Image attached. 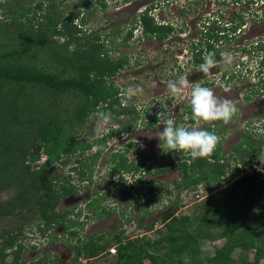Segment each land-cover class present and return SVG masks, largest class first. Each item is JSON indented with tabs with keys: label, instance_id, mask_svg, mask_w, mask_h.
<instances>
[{
	"label": "trees",
	"instance_id": "1",
	"mask_svg": "<svg viewBox=\"0 0 264 264\" xmlns=\"http://www.w3.org/2000/svg\"><path fill=\"white\" fill-rule=\"evenodd\" d=\"M66 1L0 0V220L35 215L42 234L61 225L74 235L78 231L70 229L84 225L83 221L68 216L72 210L57 209L61 200L79 191L78 184L69 176L55 174L57 161L65 157L62 162L65 165L74 157L78 166L71 171L79 180L85 177L91 180V165L106 149L108 139L116 131L110 128L102 138L83 142L74 134L78 127L93 112L108 113L115 120L127 116L133 121L139 114L134 104H122L121 91L111 80L129 64V58L110 57L107 45L97 34L81 36L85 18L94 14L91 7L96 8L98 4L103 10L106 2L71 0L60 9ZM154 5L133 15L132 23L140 21L143 36L163 40L174 28L155 19L151 14ZM238 18V25L225 21L220 14L201 21L200 40L192 49L195 65L201 64L208 52H214L216 60L220 61V52L214 44L234 36L232 32L242 24V15L239 14ZM116 32L120 33L118 28ZM131 34L129 28L122 36L123 42ZM185 112L190 115L191 109ZM150 113L146 111L144 114L143 124L147 127L158 120ZM186 121L192 123V116ZM125 126L117 131L122 132ZM205 130L210 131V128ZM254 135L248 133L234 145L232 154H236L234 158L239 163L256 157L253 162L249 161V166L256 163L257 167L205 197L199 205L200 216H176L175 209L168 211L161 217L166 222V230H159L162 235L153 240L126 238L123 241L120 233L110 239L103 234L86 239L77 237L79 242L73 246V261L81 264L79 259L83 257L87 263L112 246L116 248V257L108 264H145L146 259L150 264H233L234 251L246 254L249 250L253 251V259L245 264H258L264 260V171H257L258 167H264L258 159L264 156V128ZM93 147L96 149L87 157L79 158ZM220 150L219 142L211 156L192 160L188 154V158H181L179 151L163 152L159 148L158 155L149 153L138 163H128L124 151L117 150L109 158L114 163L113 171L120 176L114 185L129 195L131 190L125 174L132 177L137 170H150L144 167L150 156L154 160L170 156L171 161L149 173L180 168V179L172 181L176 189L194 190L211 181L214 184L207 183L205 189L213 190L227 179L225 173L229 162L220 155ZM43 154L46 159L38 164ZM232 170L233 174L240 171L237 166ZM137 180L147 181L142 174ZM156 184L154 180L148 181V193L138 192L130 203L143 200L149 205L158 200L159 196L152 193L162 186ZM165 191L170 193L171 190L166 187ZM98 200L96 197L88 201L87 207L100 208ZM103 212V209L97 211L95 217H101ZM143 228L151 229L152 224ZM21 234V230L2 229L0 264H19ZM219 238L226 241L212 255L203 252L202 243ZM9 255L11 263H7ZM183 256L187 257V262ZM32 264L46 262L39 258Z\"/></svg>",
	"mask_w": 264,
	"mask_h": 264
},
{
	"label": "rangeland",
	"instance_id": "2",
	"mask_svg": "<svg viewBox=\"0 0 264 264\" xmlns=\"http://www.w3.org/2000/svg\"><path fill=\"white\" fill-rule=\"evenodd\" d=\"M104 1L106 2V8L103 10L99 8L98 4H96V8L91 7L94 14L85 18L87 20L81 25V29L84 30L81 36L86 37L91 33L97 34L100 40L107 45L106 49L110 57L127 56L129 58V64L119 70L111 80H113L115 86L119 87L120 91L127 89L129 86H139L143 89L141 93L130 98L125 97L126 104H134L139 114L133 121L131 117L127 116H121L115 120L106 113L110 116V122L105 128V133L110 128H115L116 131L115 135L108 139L105 151L91 165L90 168L93 170L91 180L87 177L79 180L78 175L71 171V168L74 166L77 168L78 166L74 157L65 165L62 163L65 157L57 161L55 174L69 176L72 182L79 186V191L76 194L65 197L57 205L58 210H72L68 216L74 220L84 222L82 228H80L81 225H75L70 229L78 231V233L70 235V231H66L61 225H55L42 234L39 231L35 215L0 220V233L3 228L21 230L22 232L19 264H32L39 258H43L46 264H79L73 261V246L79 242L77 237L86 239L89 236L103 234L105 238L110 239L115 233H120L123 241L135 238L142 240L157 239L162 235L159 230L162 232L166 230V222L161 220L162 215L175 209L176 216H200L199 205L205 197L213 191L223 188L240 174L250 173L254 168L253 165L249 166V161L253 162L256 157L246 159L245 163H239L235 160L236 154H232V149L248 133L254 135L264 128V63H262L264 50L259 51L255 45L260 39H264V23L262 24L260 21L257 22V26L252 27L246 23L242 31L233 36L231 40L224 42V44H217L221 55L225 52L229 53L232 56V61L227 66L223 64V61H220L219 65L211 69L207 75L198 70L199 66L190 63L189 57L191 54L186 45H190V42L194 40L193 37H196L195 34L197 28H199L198 22L201 15L206 16L210 11L220 10L218 13L224 19L232 20L233 24L238 25L239 19L237 16L239 14L246 17L250 13H255L254 10L264 11V0H249L253 2L248 3H234L228 0H225L224 3L220 0V3L218 0ZM70 2L71 0H67L61 5L60 9L65 4H70ZM152 4H156V6L152 9L151 14L158 22L164 24L171 22L173 26L183 24L182 31L174 33L175 30L173 29L174 32L161 43L155 38L137 37L140 35V31H137L123 42L122 36L133 25L131 23L133 15L144 11ZM245 20L248 21L249 19ZM116 28L119 29L120 33L116 32ZM220 69L221 71H219ZM197 71L200 72L199 79L192 78L196 79L192 83L205 82L207 83L205 87L213 89L218 98H226L235 103L238 111L233 121L227 124L221 120L211 122L195 120V123L185 121L184 112L186 109H191L189 100L185 98L190 93V89L186 90L183 96H174L168 92V78L176 80L182 75L190 74L192 76ZM222 72H226L228 77L226 83L225 79L227 77L223 76ZM146 111H150L158 118L154 126L149 128H144L146 125L143 124ZM99 113L101 112L91 113L86 122L78 127L74 132L77 139L86 142L97 137L95 126ZM170 116L177 120V126L183 125L189 130L193 128L205 130L206 127H209L211 132L220 137V155L227 158L229 162L225 173L227 179L213 190L205 189L207 183L214 184L211 181L198 185L194 190L176 189L172 181L180 179V168H173L156 174L149 173L150 170L153 171L155 167L161 166L164 162L171 161L170 156H166L161 160H154L150 156V160L144 164V167H149L150 170L144 169V172L137 170L132 177L127 174L124 175L128 183V189L131 190L128 195L119 189L117 185H114L116 182L114 178L117 177V174L113 171L114 163L109 160L110 154L123 149L122 152L124 151L127 156L128 163L132 161L134 163L141 162L140 157L142 158L149 153L158 155L160 141L155 136L156 126L159 125V129L162 130L164 127L163 121ZM131 121L133 122L132 125L126 127L125 124ZM123 126L126 129L118 133L117 130L122 129ZM136 141L143 143L145 147L141 149ZM257 143L259 144V142ZM95 149L96 147H93L80 155L79 158L87 157ZM178 153L181 158H188L187 152L179 151ZM262 159H264V156ZM41 162L42 160L38 164ZM234 166L240 169L236 174H233L232 169ZM141 174L146 178V182L137 180ZM150 180H154L157 183L156 185L160 184L162 186V188L158 187L152 193L159 196V199L149 203V205H146L143 200L138 203H130L138 192L140 194L141 192L148 193V181ZM166 187L171 190L170 193L165 191ZM96 197H99L97 204L100 208L93 210V208L87 207V202ZM101 209L104 210L102 216L95 217L96 212ZM249 213L252 214L253 211ZM142 216L144 217L142 218ZM151 224V229L143 228V226ZM53 236H56V238H53ZM225 241V238L214 241L209 240L202 243L201 249L207 255H212L213 251ZM115 257L116 248L112 246L95 259H90L87 263L83 257L79 259V262L81 264H108V262L115 260ZM232 258L233 264H245V262H250L253 259V251L249 250L246 254H238V251H234ZM183 260L187 262L188 259L183 256ZM7 263H11L10 255L7 257ZM145 264H150L149 260L146 259ZM258 264H264V260H261Z\"/></svg>",
	"mask_w": 264,
	"mask_h": 264
},
{
	"label": "clouds",
	"instance_id": "3",
	"mask_svg": "<svg viewBox=\"0 0 264 264\" xmlns=\"http://www.w3.org/2000/svg\"><path fill=\"white\" fill-rule=\"evenodd\" d=\"M240 1L243 3L253 2L249 0H240ZM154 6H156V4ZM218 11L216 12L210 11L206 15L208 17L201 15L199 17V22H198L199 26H201V21L205 20V18H212L217 14H219ZM254 11L258 13L261 12L257 10ZM138 14L139 13H137L136 15ZM166 24L173 25L171 22H166ZM243 27H245L244 23L239 25V27L237 28L238 32L236 29L234 32H232V34L236 36L242 31ZM173 28L175 30V32L173 31L174 33L181 32L183 29V24H178L177 26H173ZM130 29H132V33L140 31V35H138L137 37L143 36L140 21H137V23L135 24L133 23ZM199 30L200 28H197L195 34L196 37H198V35L200 36V33L198 32ZM231 39L232 37L229 38V40ZM255 45L259 51L264 50V39H260L258 42H256ZM192 48L189 49V52L191 54L189 59L191 60L190 63L194 64L192 59V53H193ZM221 58L225 66L229 65L232 61V56L227 52L222 53ZM219 63L220 61H217L215 58V53L208 52L203 56V62L200 65H198L199 66L198 70L201 73L207 75L210 73L211 69L217 67ZM262 63H264V59L262 60ZM167 88L169 89L170 93L174 96H183L186 90L190 89V93H188L185 98L189 100L191 113L190 115L189 114L187 115L186 112H184V117H185L184 119L187 120L190 116H192L193 119L192 123H195L196 122L195 120H202L205 122L221 120L225 124H227L238 111L235 103L232 100L226 98L225 99L218 98L215 95L213 89L203 86V82H198V83L190 82L188 79V75H182L179 76L176 80L169 81L167 83ZM142 91L143 89L140 88L139 86H135V87L129 86L127 89H122L120 92L122 104H124V106H127L124 97L130 98L131 96L141 93ZM109 122H110L109 115H106L102 112L99 113L98 120L95 126V134L97 138H102V136L105 134V128ZM162 124L164 125L162 130L159 129V125L156 126L157 130L155 136L160 141L159 147L163 152L183 151V152H187L192 160H195L197 158H205L211 156L215 151L217 144L220 141V137L216 135L214 132L198 129V128H193L189 130L183 125L177 126L175 120L171 116L165 121H163ZM136 143L139 145L141 149L145 147V145L139 141H136ZM44 156H45L44 160H42V156H41L40 161L41 160L42 162L45 161L46 155ZM258 159L260 161V164L264 165V159L261 158ZM253 167L256 168L257 164L254 163ZM254 168H252V170ZM257 171H264V167H258ZM114 179H116L117 181L120 179V176L117 175V177H115Z\"/></svg>",
	"mask_w": 264,
	"mask_h": 264
},
{
	"label": "flooded vegetation",
	"instance_id": "4",
	"mask_svg": "<svg viewBox=\"0 0 264 264\" xmlns=\"http://www.w3.org/2000/svg\"><path fill=\"white\" fill-rule=\"evenodd\" d=\"M168 1V0H167ZM220 1H222L223 3L225 2V0H220ZM228 1H233L234 3H243V2H241L240 0H228ZM186 2H190V1H186ZM219 2V1H218ZM220 3V2H219ZM183 8V7H182ZM184 9V8H183ZM182 9V11H184L185 12V10H183ZM243 11V10H242ZM206 17H208V16H206ZM258 17V18H257ZM237 18H238V16H237ZM206 19V18H205ZM238 19H240V18H238ZM245 19H249L248 21L247 20H245ZM259 19H261V20H259ZM225 21H227L226 19H224ZM242 23H244L245 25H246V23L247 24H249L251 27L252 26H257L258 24H257V22H262V24L264 23V11H262V12H260V13H250V14H248V16H243L242 15ZM230 21H232V20H230ZM250 21V22H249ZM217 31V30H216ZM215 31V32H216ZM220 33H224V32H220ZM168 37H166L165 39H161V40H159V39H156L155 38V40H157L159 43H161L162 41H164V40H166ZM194 38V37H193ZM198 40H200V36L198 35ZM227 41H229V39H225V41L224 42H227ZM224 42L223 41H221V42H219V43H223L224 44ZM219 43H217V44H219ZM194 44H196L195 43V41L193 40V41H191L190 42V45H186V46H188V49L189 48H192L193 47V45ZM217 44L215 43L214 44V47H217V49H218V46H217ZM186 52V51H185ZM220 52V51H219ZM220 56L222 57V55H221V52H220ZM220 61L222 62V58L220 59ZM197 67H198V65H197ZM195 71V70H194ZM219 71H221V69L219 70ZM222 75L223 76H226V72H222ZM199 76H200V72L199 71H197V73H193L192 74V76H190V74L188 75V79H189V81H195L196 79H192V78H194V77H196L197 78V80L199 79ZM227 77V76H226ZM232 77H233V75H232ZM169 81H171L169 78H168V82ZM226 82H228V77H227V79H225V83ZM207 85V83H205V82H203V86H206ZM168 92H170L169 91V89H168ZM168 98H169V96H168ZM151 115H154V116H156L155 114H153V113H150ZM174 120H175V122L177 123V120L174 118ZM231 122V121H230ZM129 123V122H128ZM127 124V123H126ZM125 124V125H126ZM152 126H154V124L152 125ZM152 126H150V127H152ZM144 128H149V127H147V126H144ZM115 132V131H114ZM118 132V131H117ZM118 133H121V132H118ZM114 135H115V133H114ZM113 137V136H112ZM160 148V147H159ZM159 148H158V150H159ZM119 150H123V149H119ZM105 151V150H104ZM147 155V154H146ZM140 159H142L141 157H140ZM73 183H75V182H73ZM74 194H76V193H74ZM72 195V194H71Z\"/></svg>",
	"mask_w": 264,
	"mask_h": 264
},
{
	"label": "built area",
	"instance_id": "5",
	"mask_svg": "<svg viewBox=\"0 0 264 264\" xmlns=\"http://www.w3.org/2000/svg\"><path fill=\"white\" fill-rule=\"evenodd\" d=\"M199 26V25H198ZM199 28H202V26H199ZM237 32H238V29H237ZM194 39V41H195V43L198 41V38L197 37H194L193 38ZM189 49H191V48H189ZM193 49V48H192ZM185 51H187V49L185 50ZM44 156L42 155V160H44Z\"/></svg>",
	"mask_w": 264,
	"mask_h": 264
}]
</instances>
